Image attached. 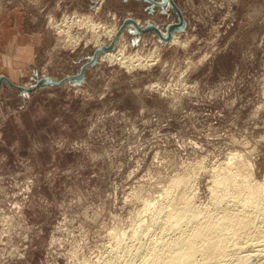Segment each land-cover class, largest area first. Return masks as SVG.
I'll return each mask as SVG.
<instances>
[{
  "label": "rangeland",
  "instance_id": "obj_1",
  "mask_svg": "<svg viewBox=\"0 0 264 264\" xmlns=\"http://www.w3.org/2000/svg\"><path fill=\"white\" fill-rule=\"evenodd\" d=\"M174 1L184 31L125 26L113 49L125 59L101 54L79 85H0V264H123L171 184L205 206L217 170L264 179V0ZM148 4L0 0V73L61 79L126 17L177 21Z\"/></svg>",
  "mask_w": 264,
  "mask_h": 264
},
{
  "label": "bare ground",
  "instance_id": "obj_2",
  "mask_svg": "<svg viewBox=\"0 0 264 264\" xmlns=\"http://www.w3.org/2000/svg\"><path fill=\"white\" fill-rule=\"evenodd\" d=\"M114 33L109 28L107 36ZM104 57L121 60L126 55L117 47ZM232 168L214 174L205 206L195 201L189 183L171 184L174 188L164 191V204L149 218L153 228L148 221L140 226L146 241L134 237L123 264H264V179L244 180L238 165Z\"/></svg>",
  "mask_w": 264,
  "mask_h": 264
},
{
  "label": "water",
  "instance_id": "obj_3",
  "mask_svg": "<svg viewBox=\"0 0 264 264\" xmlns=\"http://www.w3.org/2000/svg\"><path fill=\"white\" fill-rule=\"evenodd\" d=\"M144 1L149 3L147 6V8L149 9V12H153L155 5L160 6L162 11H164L165 5L171 7L176 12L177 21L167 23L165 28L162 30L161 28L158 27V25H156L155 23L149 20L144 22L143 24H139L135 18L126 17L122 21L121 25L116 30L114 36L110 39V41L106 44H100L96 46L92 54L90 55L89 60L81 65L79 71L76 74L68 75L61 79H54L50 76L44 75L38 78L33 84L29 86H24V85L15 83L12 80H10L6 75L0 74V85L2 84V82H5L17 89L24 91L25 93L32 92L40 86H48V85L56 86L66 81H72L75 85H79L84 80L85 69L88 66L94 65L97 62L101 54L111 51L115 48L116 41L120 37V34L125 26H128V27L132 26L133 28H129V31L134 33L135 35L142 33V32H146L148 30H153L159 36V38L163 41H169L172 38V35L174 32H181L185 30L186 20L180 8L178 7V5L176 4L174 0H144ZM137 39L138 37L135 36V38H133V42L135 43V40Z\"/></svg>",
  "mask_w": 264,
  "mask_h": 264
},
{
  "label": "crops",
  "instance_id": "obj_4",
  "mask_svg": "<svg viewBox=\"0 0 264 264\" xmlns=\"http://www.w3.org/2000/svg\"><path fill=\"white\" fill-rule=\"evenodd\" d=\"M20 26V25H19ZM18 26V27H19ZM4 31V29H1V33ZM16 35L18 36V42L20 43V49L21 50H23V51H29V50H31V48H30V45L32 44V38H34V37H29L30 39H28V38H24V39H20L21 37V34H20V31H16ZM23 36H26V34L24 33V35ZM28 39V42H22V40L23 41H26ZM3 46V45H2ZM8 49L9 48V46H8V44H6V46L5 47H1L0 48V50H1V52L4 50V49ZM0 58H1V56H0ZM1 64V63H0ZM21 71H23V70H21ZM0 74H4V73H0Z\"/></svg>",
  "mask_w": 264,
  "mask_h": 264
}]
</instances>
